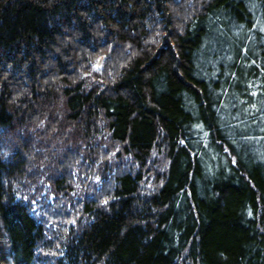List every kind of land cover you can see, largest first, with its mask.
I'll use <instances>...</instances> for the list:
<instances>
[{
  "label": "trees",
  "instance_id": "obj_1",
  "mask_svg": "<svg viewBox=\"0 0 264 264\" xmlns=\"http://www.w3.org/2000/svg\"><path fill=\"white\" fill-rule=\"evenodd\" d=\"M0 264H264V0H0Z\"/></svg>",
  "mask_w": 264,
  "mask_h": 264
},
{
  "label": "snow or ice",
  "instance_id": "obj_2",
  "mask_svg": "<svg viewBox=\"0 0 264 264\" xmlns=\"http://www.w3.org/2000/svg\"><path fill=\"white\" fill-rule=\"evenodd\" d=\"M105 203H107V202L105 201Z\"/></svg>",
  "mask_w": 264,
  "mask_h": 264
}]
</instances>
